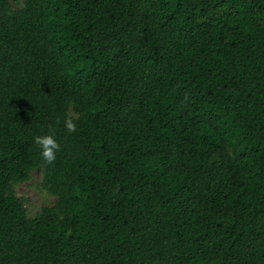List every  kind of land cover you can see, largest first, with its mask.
Wrapping results in <instances>:
<instances>
[{
  "label": "trees",
  "instance_id": "trees-1",
  "mask_svg": "<svg viewBox=\"0 0 264 264\" xmlns=\"http://www.w3.org/2000/svg\"><path fill=\"white\" fill-rule=\"evenodd\" d=\"M0 264H264V0H0Z\"/></svg>",
  "mask_w": 264,
  "mask_h": 264
},
{
  "label": "rangeland",
  "instance_id": "rangeland-1",
  "mask_svg": "<svg viewBox=\"0 0 264 264\" xmlns=\"http://www.w3.org/2000/svg\"><path fill=\"white\" fill-rule=\"evenodd\" d=\"M15 189L19 197L27 199L26 207L30 218L36 216L44 207L53 205L56 202V197L51 195L45 187L42 169L33 171L32 180L18 184Z\"/></svg>",
  "mask_w": 264,
  "mask_h": 264
},
{
  "label": "clouds",
  "instance_id": "clouds-1",
  "mask_svg": "<svg viewBox=\"0 0 264 264\" xmlns=\"http://www.w3.org/2000/svg\"><path fill=\"white\" fill-rule=\"evenodd\" d=\"M65 123L69 132L76 131V124L71 118H68ZM35 142L41 147L43 157L48 160L54 159L55 152L59 150L60 145L53 135L37 136Z\"/></svg>",
  "mask_w": 264,
  "mask_h": 264
}]
</instances>
